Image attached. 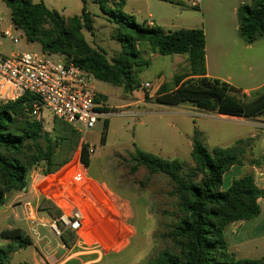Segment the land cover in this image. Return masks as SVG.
Instances as JSON below:
<instances>
[{
	"label": "trees",
	"instance_id": "1",
	"mask_svg": "<svg viewBox=\"0 0 264 264\" xmlns=\"http://www.w3.org/2000/svg\"><path fill=\"white\" fill-rule=\"evenodd\" d=\"M126 1L93 0L116 25L115 38L121 51L111 60L86 40L84 31L94 33V20L85 5L80 15L65 18L43 1L4 0V3L10 10L13 26L24 34L28 44H38L42 53L62 56L94 79L122 87L126 93L143 86L139 75L150 61L138 45L146 42L153 53L181 55L187 64L185 71L174 73L171 81H164L157 103L175 106L190 102L202 111L238 118L264 114V91L246 104L238 97V89L206 76V36L202 29L171 32L160 26L140 25L124 11ZM237 18L239 35L246 44L264 38V0L242 4L237 9ZM35 102L33 95L25 93L14 102L0 104V207L8 202V193L28 189L31 173L40 164L45 165L44 175L53 174L80 152L81 162L90 167V149L82 135L59 118H54L51 133L46 132L43 118L32 117ZM242 142L238 140L236 144ZM243 152L235 147L209 149L195 136L193 165L186 166L178 159L168 160L136 149L131 155V172L145 168L150 174L164 175L173 187L169 194L177 201L175 219L161 233L162 240L171 246L147 264H264V259H238L230 251L225 236L232 223L257 218L262 212L264 189L252 173L233 180L227 190L222 188L225 173L234 165H244ZM76 159L70 166L77 165ZM261 165L260 161L251 164ZM39 208L53 220L64 214L49 199H44ZM59 227L62 243L71 249L78 233ZM0 240L5 242L0 244V264H20L13 262L14 254L33 245L32 238L19 227L1 230Z\"/></svg>",
	"mask_w": 264,
	"mask_h": 264
},
{
	"label": "rangeland",
	"instance_id": "2",
	"mask_svg": "<svg viewBox=\"0 0 264 264\" xmlns=\"http://www.w3.org/2000/svg\"><path fill=\"white\" fill-rule=\"evenodd\" d=\"M36 1H43L49 9L65 18L80 15L85 5L94 20V33L84 31L89 44L103 50L109 60L121 51L115 38L116 25L93 0H85V4L83 0ZM251 1L202 0L196 8L192 6L194 0H127L124 11L134 16L140 25L152 20L166 31L202 29L207 37L210 74L220 78L230 76L229 82L239 90L238 97L248 104L264 91V39L257 41L253 48H247L238 32L237 9ZM0 9L5 16L4 26H7L11 23L10 12L4 5H0ZM17 35L20 37L19 50L41 53L38 44H28L20 31ZM2 41L4 53L11 54L12 43L6 39ZM138 47L150 61L149 67L139 75L142 88L130 94L122 87L93 78L94 89L103 101L104 109L101 110L107 115L93 128L82 132L84 142L93 150L88 167L91 173L100 176L98 182L106 184L114 199L118 198L120 203L128 202L130 225L134 229L130 246L118 254L111 252V248L106 250L97 246L83 251L75 247L77 239L68 249L53 232V219L39 208L45 198L24 200L19 196L24 191H13L7 194L8 202L0 207V231L22 228L37 244L14 254V263L31 264L36 256L39 264H147L170 247L171 244L162 240L161 233L174 221L177 212L176 198L169 194L173 190L172 184L164 175L150 174L145 168L132 173L131 155L136 149L168 160L178 159L191 166L192 143L197 136L209 149H243L244 167L251 166L254 161L264 165V114L254 118H224L216 112L202 111L190 102L167 106L157 103L156 95L146 98V82L156 83L160 75L164 81H171L174 73L186 70L187 64L181 55L153 53L146 42ZM244 89L253 91L246 94ZM142 97L145 102L140 101ZM43 115L44 130L51 133L54 118L46 109ZM238 140L243 142L237 145ZM43 169L45 165L40 164L31 174ZM87 233L91 234L89 227L80 231V235ZM106 234V238L114 236L109 232ZM4 243L0 240V244ZM114 245L117 242L111 244Z\"/></svg>",
	"mask_w": 264,
	"mask_h": 264
},
{
	"label": "crops",
	"instance_id": "3",
	"mask_svg": "<svg viewBox=\"0 0 264 264\" xmlns=\"http://www.w3.org/2000/svg\"><path fill=\"white\" fill-rule=\"evenodd\" d=\"M201 4L202 0H194L192 6L197 8ZM0 5L6 7L4 2ZM146 26L152 27L157 25L152 20H147ZM256 42L246 44V47L253 48ZM207 63L208 55L206 51V76L211 79H218L235 87L229 82L231 79L230 76L227 78H220L221 76H213L210 74ZM157 79L158 87L154 90L156 96L158 95L160 87L164 83V77L160 75ZM263 87L264 86H262V88ZM252 91L253 90L251 89H244L246 94H249ZM143 97L140 100L141 102H145ZM220 116H223L224 118L238 119V117ZM75 159L77 160V165L74 167L70 166ZM73 160L66 164L61 170L53 174L44 175L43 170L42 172L34 171L33 174H31L28 189L22 192L19 196L24 200H31L36 197L38 200L41 198L52 200L57 206L61 207L64 212H68L70 207H79L84 215L83 227L81 230L89 227L91 234L87 233L88 235H80V230L78 232L76 248L83 251L88 247L95 249V246L106 250L111 248V252L115 254L125 251L130 246V241L134 234L133 226L130 225L131 218L129 216L128 202L124 201L123 203H120L118 198H113L106 184L98 182L97 179H99L100 176H94L91 173L90 168H87L81 162L80 153H77ZM249 173L254 175L257 184L264 189V165L257 168L254 166L244 167L234 165L224 175L223 190H227L231 186L233 180ZM260 204L262 212L257 218L246 221H236L229 225L225 231L230 251L238 259H264V198L261 199ZM123 227L126 229V234L124 233ZM127 231L129 236L127 235ZM108 232L114 235L109 236L112 239L106 238V233ZM31 238L33 240V245L28 248H34L37 245L34 238ZM109 239L110 241H108ZM114 242H117V245L112 247L111 244ZM31 261V264H39V260L36 256L33 257Z\"/></svg>",
	"mask_w": 264,
	"mask_h": 264
},
{
	"label": "built area",
	"instance_id": "4",
	"mask_svg": "<svg viewBox=\"0 0 264 264\" xmlns=\"http://www.w3.org/2000/svg\"><path fill=\"white\" fill-rule=\"evenodd\" d=\"M4 0H0V4ZM5 25V16L0 9V103L14 102L25 93L36 98L32 109V117L43 118L44 110H48L53 118H59L82 135L83 130L91 129L97 121L106 117L102 111L103 101L92 84L93 76L68 63L64 57L32 51H20L17 46L20 37L12 22ZM3 39L12 43L11 54L4 53ZM158 82L144 84L145 94L155 96L154 90ZM90 154L93 150L89 148ZM80 153V152H79ZM84 215L78 207H70L68 212L52 220V230L60 236L59 225L79 232L83 227Z\"/></svg>",
	"mask_w": 264,
	"mask_h": 264
}]
</instances>
